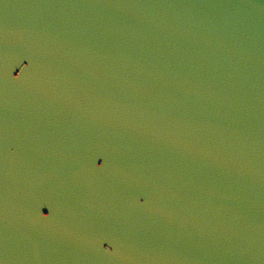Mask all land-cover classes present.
<instances>
[{
    "label": "water",
    "instance_id": "95a60500",
    "mask_svg": "<svg viewBox=\"0 0 264 264\" xmlns=\"http://www.w3.org/2000/svg\"><path fill=\"white\" fill-rule=\"evenodd\" d=\"M0 264H264V199L118 176L0 132Z\"/></svg>",
    "mask_w": 264,
    "mask_h": 264
}]
</instances>
